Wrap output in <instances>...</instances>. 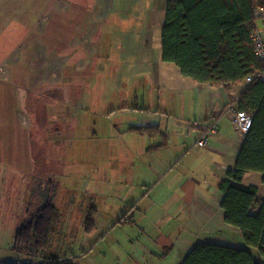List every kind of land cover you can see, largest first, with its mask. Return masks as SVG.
Returning a JSON list of instances; mask_svg holds the SVG:
<instances>
[{"label":"rangeland","instance_id":"374dc122","mask_svg":"<svg viewBox=\"0 0 264 264\" xmlns=\"http://www.w3.org/2000/svg\"><path fill=\"white\" fill-rule=\"evenodd\" d=\"M102 5V0H0V260L5 262L40 260L9 248L27 210L41 206L48 194L40 185L45 173L60 183L54 203L61 224L48 253L72 264H145L138 255L145 248L159 250L158 234L195 231L186 219L153 226V220L170 212L147 211L150 197L125 179L142 166L119 161L123 143L139 149L141 141L130 134L133 139L116 138L118 119L111 112L125 99L109 89L110 82L101 81L95 61L87 59V68L76 65L85 57L83 39L91 11ZM53 112L57 125L51 126ZM181 136L194 146L188 157L172 163L173 177L185 171L200 150L195 135ZM53 137L64 142L60 150H53L61 160L58 165L42 156L52 153L51 143H36ZM64 159L71 162L65 164ZM189 170L187 177L199 176ZM91 209L96 210L95 230L87 234ZM125 213L133 214L135 222L117 224Z\"/></svg>","mask_w":264,"mask_h":264},{"label":"crops","instance_id":"0c3cea01","mask_svg":"<svg viewBox=\"0 0 264 264\" xmlns=\"http://www.w3.org/2000/svg\"><path fill=\"white\" fill-rule=\"evenodd\" d=\"M168 1L102 0V8L92 10L88 19L90 27L83 39V62H76L77 66L83 63L87 68V59L95 61L101 81L110 82L109 89L119 92V97L125 99L124 104L111 112L118 119L115 124L116 138L137 135L136 139L141 141L139 149L129 148L127 144L124 147L123 143L119 148V161H133L135 166L138 162V167L142 164L137 171L126 174L125 179L131 181L130 186L134 190L140 187V193L146 198L150 197L148 205H145L147 211L155 208L170 212L166 218L159 217L156 222L152 218L153 226L179 223L178 219H186V224L195 228L191 235L190 231L183 235L158 234L156 241L159 245L156 247L162 253L145 248L146 251L140 252L138 257L145 264H181L197 244L204 243L248 248L258 256L257 249L247 246L241 231L225 223V213L221 208L223 195L218 190V184L226 172L234 168L244 142L245 137L234 129L231 119L246 85L241 83L226 90L200 84L184 76L174 63L163 60L162 30ZM126 91H131L130 96ZM21 109L25 107L22 105ZM57 117L53 112L51 126L57 125L54 122ZM213 124L217 131L210 133L208 146L199 147V155L185 171H177L176 176H171L175 170L170 168L172 163L188 157L194 146L191 141L182 139L181 134L195 135L197 140L194 144H197L200 132ZM140 128H151L152 131L136 130ZM37 142L42 145L46 143L44 146L51 143L52 153L42 156L46 162L49 160L58 165L61 160L54 156L56 153L53 150H60L64 142L54 137ZM9 160L13 161V158ZM63 161L65 164L71 162ZM189 168H193L199 176L187 177ZM46 169L45 165L44 173ZM42 177L45 180L40 185L47 189V196H53L55 201L54 190L60 183H54V177L46 173ZM241 184L256 187L258 196L264 200L262 173L246 172ZM132 203L131 208L136 206V200ZM124 216L132 217L135 222L133 214L125 213ZM124 216L116 223L120 224ZM261 259L264 264V256ZM0 263L9 262L0 260Z\"/></svg>","mask_w":264,"mask_h":264},{"label":"trees","instance_id":"16d2710c","mask_svg":"<svg viewBox=\"0 0 264 264\" xmlns=\"http://www.w3.org/2000/svg\"><path fill=\"white\" fill-rule=\"evenodd\" d=\"M251 0H169L162 30V58L174 63L181 73L200 84L229 89L239 85L262 69L249 42L252 30ZM237 111L251 113L253 123L244 138L234 168L219 182L223 195L221 208L226 224L238 228L248 247L258 250L255 256L248 248L215 243L197 244L181 264H262L264 256V200L256 187L241 184L246 172L263 174L264 182V82L246 85ZM136 130L152 131L151 128ZM53 196L44 198L41 206L27 210L23 223L15 232L12 251L40 260L1 264H69L50 254L61 224V212ZM91 209L86 233L95 230ZM124 216L120 224L133 223Z\"/></svg>","mask_w":264,"mask_h":264},{"label":"built area","instance_id":"2783aa9c","mask_svg":"<svg viewBox=\"0 0 264 264\" xmlns=\"http://www.w3.org/2000/svg\"><path fill=\"white\" fill-rule=\"evenodd\" d=\"M253 2L252 30L249 34V42L254 57L261 63L262 69L254 71L243 82L249 85L253 81L264 82V0H251ZM234 129L243 137L247 135L253 123V115L251 113L236 111L231 119ZM217 131L215 124L207 130L200 132L197 145L201 148L207 147L209 143L210 133ZM1 264V263H0Z\"/></svg>","mask_w":264,"mask_h":264}]
</instances>
